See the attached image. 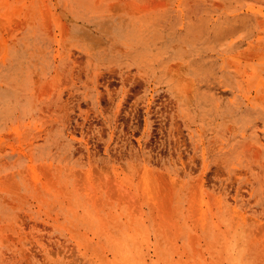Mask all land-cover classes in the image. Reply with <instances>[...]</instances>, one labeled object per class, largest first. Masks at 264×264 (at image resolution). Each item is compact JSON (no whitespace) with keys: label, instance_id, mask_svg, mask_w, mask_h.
Returning a JSON list of instances; mask_svg holds the SVG:
<instances>
[{"label":"rangeland","instance_id":"1","mask_svg":"<svg viewBox=\"0 0 264 264\" xmlns=\"http://www.w3.org/2000/svg\"><path fill=\"white\" fill-rule=\"evenodd\" d=\"M0 264H264V0H0Z\"/></svg>","mask_w":264,"mask_h":264}]
</instances>
